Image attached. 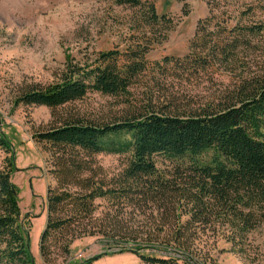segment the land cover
I'll return each instance as SVG.
<instances>
[{
  "label": "trees",
  "instance_id": "16d2710c",
  "mask_svg": "<svg viewBox=\"0 0 264 264\" xmlns=\"http://www.w3.org/2000/svg\"><path fill=\"white\" fill-rule=\"evenodd\" d=\"M207 1L212 5L210 14L199 21L189 54L182 59L165 58L163 65L156 63L159 71L162 66H171L184 73L210 69L234 72L245 69L247 51L261 49L263 24L229 27L230 17L220 11V1ZM116 3L144 7L141 0ZM142 19L140 24L151 28L164 25L168 31L172 27L153 4ZM211 26L216 29L211 30ZM153 43L154 39L141 37L123 51L98 53L91 65L70 64L58 82L22 93L17 103L55 110L84 99L90 92L130 95L137 79L149 68L146 55ZM235 77L230 90L197 109H181L174 101L158 107L150 93L142 112L122 121L99 124L71 118L38 133L36 141L49 153L56 181V187L48 190L41 254L46 255L51 232L90 219L97 199L116 200L133 192L149 193L160 201L177 193L178 209L191 205L188 219L177 227L150 233L146 239L130 236L129 251L146 264H217L206 247L196 244L200 230L222 221L234 237H243L264 222V73ZM0 151L8 155L0 165V264H34L20 221L18 190L12 182L16 170L13 149L3 134ZM101 153L129 155L128 165L110 187L84 176L93 169L92 156ZM158 156L176 163L173 178L161 175L155 161ZM179 180L185 181V188H180ZM66 207L67 215L55 219L54 215ZM103 235L108 241L115 238L110 232Z\"/></svg>",
  "mask_w": 264,
  "mask_h": 264
},
{
  "label": "rangeland",
  "instance_id": "374dc122",
  "mask_svg": "<svg viewBox=\"0 0 264 264\" xmlns=\"http://www.w3.org/2000/svg\"><path fill=\"white\" fill-rule=\"evenodd\" d=\"M141 1L142 10L118 5L116 0H0V134L12 145L16 166L12 182L18 190L20 221L34 264H86L97 256L92 264H146L129 251L130 236L146 239L150 233L175 228L188 219L191 209L190 204L178 209L177 193L168 194L164 201L136 192L116 200L97 199L90 219L51 232L43 256L40 243L48 220V190L56 187V181L50 155L36 141L38 133L71 118L99 124L122 121L142 112L150 93L158 107L174 101L181 109H197L230 90L235 75L264 73V36L259 39L260 50L247 51L245 69L184 73L162 66L159 71L156 63L163 65L165 58L182 59L189 54L197 25L209 16L212 5L207 0ZM219 1L220 11L230 17L229 27L264 25V0ZM152 4L171 22V29L140 24ZM141 37L155 43L146 55L149 68L137 79L130 95L90 92L84 99L55 110L17 103L22 93L58 82L68 65H91L98 53L123 51ZM6 157L0 151V165ZM91 159L93 169L85 178L94 177L110 187L128 165L129 155L101 153ZM155 161L165 179L174 177L175 162L162 156ZM177 183L185 188V181ZM67 210L62 208L55 219L66 216ZM200 231L196 244L206 247L217 264H264V222L243 237H234L222 221ZM104 232L115 236L113 241H108ZM138 242L143 243L141 239Z\"/></svg>",
  "mask_w": 264,
  "mask_h": 264
}]
</instances>
